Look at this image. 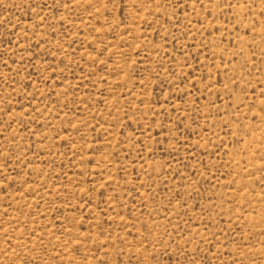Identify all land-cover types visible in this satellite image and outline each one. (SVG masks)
Returning a JSON list of instances; mask_svg holds the SVG:
<instances>
[{"label": "rangeland", "instance_id": "rangeland-1", "mask_svg": "<svg viewBox=\"0 0 264 264\" xmlns=\"http://www.w3.org/2000/svg\"><path fill=\"white\" fill-rule=\"evenodd\" d=\"M0 264H264V0H0Z\"/></svg>", "mask_w": 264, "mask_h": 264}]
</instances>
